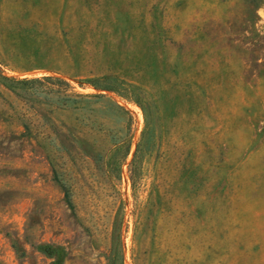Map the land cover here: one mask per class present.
I'll return each mask as SVG.
<instances>
[{
	"label": "rangeland",
	"instance_id": "374dc122",
	"mask_svg": "<svg viewBox=\"0 0 264 264\" xmlns=\"http://www.w3.org/2000/svg\"><path fill=\"white\" fill-rule=\"evenodd\" d=\"M0 264H264V0H0Z\"/></svg>",
	"mask_w": 264,
	"mask_h": 264
},
{
	"label": "trees",
	"instance_id": "16d2710c",
	"mask_svg": "<svg viewBox=\"0 0 264 264\" xmlns=\"http://www.w3.org/2000/svg\"><path fill=\"white\" fill-rule=\"evenodd\" d=\"M2 78L5 80L9 79L8 77H5V76H2ZM47 78H50V77H47ZM55 80L62 82V83L69 86V83L67 81H65L64 79L56 78ZM21 81L25 82L26 80H21ZM106 88L108 90L116 91L115 89H112L113 87H110V86H107ZM122 110L128 114V124L130 127V131L132 132L134 129L132 116L129 115V112L127 109H122ZM149 124H150V121L148 120L146 113H144V126H143V129L141 130V132L139 134L138 140L136 142V147H135L133 157L130 160L129 165H128L129 166V177L131 180V187H132V192H133V198L135 200V207L132 211L133 216H135L134 217L135 218V229H136V227H138V225L143 224L142 207H141V204H138L137 203L138 201H136L137 200L136 191H137L138 186L140 184V180L142 179L141 178V172H139V169H141V167H142L141 163H143V160L145 159V157L150 154V152L147 151V147L149 144V143H147L148 142L147 133L149 130ZM132 137L133 136H131V133H130V137L127 139V145H126V149L124 152V157L122 159V162L125 161L126 155H128V152H129V149H130L131 143H132ZM65 195H66L67 202L69 203V205H71L72 202H71V199L69 197V194L66 192Z\"/></svg>",
	"mask_w": 264,
	"mask_h": 264
}]
</instances>
